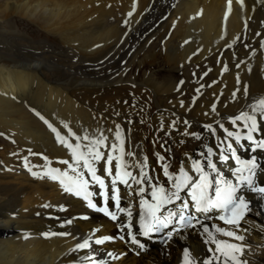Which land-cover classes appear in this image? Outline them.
<instances>
[{"label": "bare ground", "instance_id": "6f19581e", "mask_svg": "<svg viewBox=\"0 0 264 264\" xmlns=\"http://www.w3.org/2000/svg\"><path fill=\"white\" fill-rule=\"evenodd\" d=\"M260 97L264 0H232L230 10L228 0H0V264H81L85 256L181 264L185 248L205 258L214 245L192 232L176 237L168 255L109 257L116 251L94 241L110 224L81 217L80 203L33 177L24 158L41 172L70 157L48 124L62 136L70 128L109 139L119 124L126 153L150 161L170 152L172 164L187 166L186 156L206 143L202 127L250 112ZM249 216L239 232L245 239L230 242L244 261L264 264L261 199ZM86 237L91 247L72 251Z\"/></svg>", "mask_w": 264, "mask_h": 264}, {"label": "snow or ice", "instance_id": "6c2138e0", "mask_svg": "<svg viewBox=\"0 0 264 264\" xmlns=\"http://www.w3.org/2000/svg\"><path fill=\"white\" fill-rule=\"evenodd\" d=\"M231 2L232 0H228L229 10ZM240 2L242 4L243 0ZM224 70L227 71V68L225 67ZM245 95H247L246 89ZM233 96L235 97V92ZM181 106L183 107V101ZM249 108L250 112L241 111L238 115L229 118L231 126L236 131L219 124L224 138L217 144V150L205 145V151H201L198 156H186L187 166L182 161L176 169L170 171L172 166L166 157L157 153L161 175H156L154 170L151 172L147 170L149 169L147 156L138 158L132 151L125 152L126 137L124 129L119 124L115 126L114 131L109 129L113 132L111 139L104 135L103 131L99 134L77 135L67 125L65 128H68V135L62 136L55 127L48 124L50 130L55 133L57 142L69 150L71 161L68 159L58 161L67 165L65 170L46 166L41 172H36L32 171V167L39 166L29 167L28 159L25 157V167L35 178L58 181L64 192L82 198L87 208L117 222L119 233H124L126 230L127 243L135 245L140 250H143L145 245L138 236L151 238L153 235L163 233L171 239L175 233L182 232L186 228L194 229L196 224H199L203 234L207 236L206 243H211L214 247L209 249L208 256L203 260H196L191 256L190 250L185 248V264H248L238 256L243 254V248L230 241L245 239L239 232L241 222L251 211V200L246 197V191L260 195L261 211H264V183H260L257 179L258 174L264 172V166L260 163L264 160V155H257L258 152L264 153V131H262L264 97L249 105ZM212 111H216L215 104L212 105ZM184 123L187 125L188 121ZM174 124L175 121L172 126ZM204 127L211 131L213 136L216 135V130L211 124ZM160 130L164 131L163 122ZM183 135H190L197 140L202 139L201 135L195 132L185 131ZM69 138L75 143L70 142ZM163 146L162 144L161 147ZM29 152L32 155H42L31 153V150ZM241 152L246 155L242 156ZM126 156L132 157L134 162L128 163ZM43 159L46 165H51L52 161L47 157ZM216 160L224 164L229 161L234 163L235 166L229 169L231 179L222 174ZM101 162L104 165L103 174H99L101 170L98 165ZM132 169H136L137 174L134 175ZM121 185L128 191L129 196L134 195L139 198L141 223L138 233L133 230L131 206L122 205ZM96 199H99V204L95 202ZM109 200L112 201L111 209L108 206ZM61 210H65L63 206ZM212 213H215V216L211 215ZM197 214H201L205 220H218L226 227L216 224L210 227L201 222ZM122 215L126 217L123 221L120 220ZM66 223L71 224L72 220H67ZM59 235L67 236L70 233H59ZM90 239L86 237L72 251L89 249ZM116 239L124 241L126 237L124 234L118 237L104 236L95 239L94 243L101 245L105 241ZM107 255L114 259L119 258V255L113 252ZM84 261L88 264H107L106 261L96 260L92 256H85L81 264H84Z\"/></svg>", "mask_w": 264, "mask_h": 264}]
</instances>
